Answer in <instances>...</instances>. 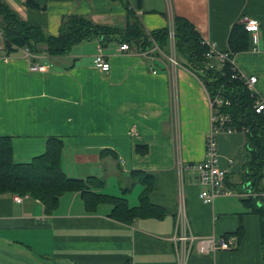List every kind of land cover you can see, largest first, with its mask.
<instances>
[{
	"label": "crops",
	"instance_id": "0c3cea01",
	"mask_svg": "<svg viewBox=\"0 0 264 264\" xmlns=\"http://www.w3.org/2000/svg\"><path fill=\"white\" fill-rule=\"evenodd\" d=\"M3 1L49 35H58L62 19L71 15L123 29L129 3L148 32L183 17L221 52L229 50L233 27L245 17L255 18L261 26L257 50L236 54L233 63L243 76L258 78L254 92L264 96V0ZM121 45L93 39L65 57L34 56L48 67L34 73L24 49L6 55L0 33V136L11 138L16 162L45 153L49 138L61 139L65 173L100 178L104 186L99 193L122 197L130 208L140 205L145 190L131 172L150 173L154 187L149 199L165 211L164 217L123 222L112 217L113 203H100L92 211L76 192L64 194L53 212L29 196L17 202V195H3L0 264H177L172 238L182 186L196 235L225 236L244 225L235 250L209 257L194 254L188 264L263 263L259 217L244 204L248 197H220L205 204L197 175L190 170L180 175L179 163L185 168L205 158L210 106L203 83L184 66L173 72L166 56L154 58L132 48L128 54L120 51ZM98 54L111 63L109 72L95 67ZM246 142L240 132L218 140L221 166L228 170L226 187L238 194ZM139 145L148 147L146 155L137 152ZM102 150L114 155L103 157Z\"/></svg>",
	"mask_w": 264,
	"mask_h": 264
},
{
	"label": "trees",
	"instance_id": "16d2710c",
	"mask_svg": "<svg viewBox=\"0 0 264 264\" xmlns=\"http://www.w3.org/2000/svg\"><path fill=\"white\" fill-rule=\"evenodd\" d=\"M141 3V0H140ZM32 8L36 4L28 2ZM127 23L123 29L109 27L93 22L81 15H71L62 19L58 35H49L38 26L24 21L11 7L0 0V33L5 40V52L9 56L18 49H27L31 55L65 57L78 44L99 39L101 44L118 40L127 43L137 53L151 52L154 58L167 56L171 52L169 27L148 32L136 12L125 4ZM176 57L180 64L195 74L203 83L211 98L219 95L230 100L229 106H223L221 112L230 117V126L238 131L246 130L248 156L244 163L242 185L235 186L239 193H249L243 198L244 204L259 217L261 246L264 250V113L254 110L259 95L248 89L239 71H235L227 60L217 65L216 59H207L208 46L195 25L189 20L175 16L173 18ZM229 57L233 60L240 52L252 49L251 34L243 24L233 27L229 36ZM158 47L160 51L155 50ZM34 61V58H32ZM157 63V62H156ZM158 64V63H157ZM64 143L51 137L47 141L46 151L28 162H16L10 137L0 136V196H29L40 200L48 212H53L61 197L70 192L81 193L85 205L94 211L100 203H113L112 217L131 223L137 219L162 218L165 211L150 202L149 195L154 187V178L145 171H133L131 175L141 179L145 190L140 196V205L127 207V200L99 193L104 181L97 177L77 179L69 177L62 165ZM141 155L148 153L147 146H137ZM101 155H114L112 150H102ZM244 225L241 222L236 233L228 234L242 238ZM264 264V258L263 263Z\"/></svg>",
	"mask_w": 264,
	"mask_h": 264
},
{
	"label": "built area",
	"instance_id": "2783aa9c",
	"mask_svg": "<svg viewBox=\"0 0 264 264\" xmlns=\"http://www.w3.org/2000/svg\"><path fill=\"white\" fill-rule=\"evenodd\" d=\"M242 24L247 32L251 34L252 38V50H257V46L260 42V22L252 17H245ZM169 32L171 36V52L167 55V60L171 63L172 71H176L177 68L182 65L178 61L175 52L174 42V26L173 20L169 26ZM208 46V52L206 54L207 59H216L223 65L224 62L229 60L234 70L237 71L233 60L229 57L228 52H221L217 49L214 42L206 41ZM27 57L31 60L30 71L34 73H42L48 70L46 65H42L38 62L32 61L33 55L27 49H24ZM155 50L160 51L158 47ZM120 51L128 54H132V50L129 44L123 43L120 46ZM154 51V50H153ZM151 51V52H153ZM151 52H145L143 54L149 55ZM4 56L0 53V58ZM95 67L99 68L103 72H109L111 69V63L107 58L98 54L94 60ZM152 73L157 72L151 68ZM240 73V72H239ZM240 75L245 80V84L248 89L254 91V86L258 82L257 77H246L241 73ZM206 90V89H205ZM207 92V91H206ZM209 106H210V129L206 137V153L203 161L188 164L183 167L182 163H179V172L182 178L184 170H190L197 175L198 184L201 188L200 198L205 204H213L217 198L239 195L241 197H249V193H236L235 191L226 187V180L228 170L221 166V156L218 149V140L221 135H230L234 133H245L246 130L238 131L236 128L230 126V117L221 112L223 106H229L230 100L222 95L215 98H211L207 92ZM254 110L257 114L264 113V96H259L255 103ZM230 164H233L232 160H229ZM28 197V196H27ZM180 199L178 209L175 215V231L172 238L174 253L176 256L177 264H188L190 258L197 254L202 257L215 256L221 251L235 250L239 245V238L236 235L229 236H198L196 235L191 226V221L188 215L187 204L185 195L183 192V186L180 191ZM22 196H15L14 199L17 202L23 201Z\"/></svg>",
	"mask_w": 264,
	"mask_h": 264
},
{
	"label": "rangeland",
	"instance_id": "374dc122",
	"mask_svg": "<svg viewBox=\"0 0 264 264\" xmlns=\"http://www.w3.org/2000/svg\"><path fill=\"white\" fill-rule=\"evenodd\" d=\"M217 63V65L219 66V63L218 62H216ZM180 68V67H179ZM174 98H175V100L177 99V96H176V94H174ZM179 118V117H178ZM237 179H239V177L238 178H236V180ZM262 185H263V187H264V180H263V182H262Z\"/></svg>",
	"mask_w": 264,
	"mask_h": 264
}]
</instances>
